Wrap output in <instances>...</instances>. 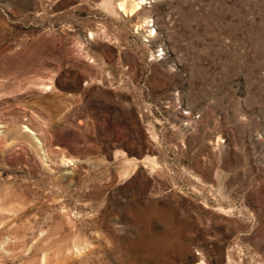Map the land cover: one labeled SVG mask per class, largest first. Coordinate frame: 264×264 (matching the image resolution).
<instances>
[{
	"label": "rangeland",
	"instance_id": "374dc122",
	"mask_svg": "<svg viewBox=\"0 0 264 264\" xmlns=\"http://www.w3.org/2000/svg\"><path fill=\"white\" fill-rule=\"evenodd\" d=\"M0 264H264V0H0Z\"/></svg>",
	"mask_w": 264,
	"mask_h": 264
},
{
	"label": "bare ground",
	"instance_id": "6f19581e",
	"mask_svg": "<svg viewBox=\"0 0 264 264\" xmlns=\"http://www.w3.org/2000/svg\"><path fill=\"white\" fill-rule=\"evenodd\" d=\"M136 4V3H135ZM139 4V3H138ZM138 4H137V6H138ZM132 6H134V5H132ZM133 10H134V8H133Z\"/></svg>",
	"mask_w": 264,
	"mask_h": 264
}]
</instances>
